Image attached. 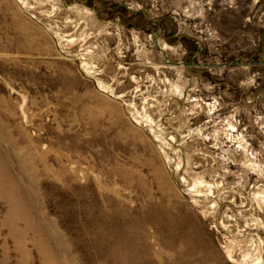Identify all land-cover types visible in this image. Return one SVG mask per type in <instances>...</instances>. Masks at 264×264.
Instances as JSON below:
<instances>
[{"label":"rangeland","instance_id":"obj_1","mask_svg":"<svg viewBox=\"0 0 264 264\" xmlns=\"http://www.w3.org/2000/svg\"><path fill=\"white\" fill-rule=\"evenodd\" d=\"M238 1L0 0V264H264V0Z\"/></svg>","mask_w":264,"mask_h":264},{"label":"bare ground","instance_id":"obj_2","mask_svg":"<svg viewBox=\"0 0 264 264\" xmlns=\"http://www.w3.org/2000/svg\"><path fill=\"white\" fill-rule=\"evenodd\" d=\"M26 166H27V165H26ZM33 171H35V170H33ZM7 179L10 180L11 177L8 176ZM13 188H14V187H9L7 191H3V192L0 191V194L3 193L2 196L7 197L8 200H10V199L13 198V197H12L13 194L20 192L19 189H18V191H17L16 189H13ZM5 189H6V188H5ZM14 208H15V209H14L13 211L16 210V204H14ZM15 214H16V212H15ZM15 214H14V215H15ZM230 258H231V257H230Z\"/></svg>","mask_w":264,"mask_h":264},{"label":"crops","instance_id":"obj_3","mask_svg":"<svg viewBox=\"0 0 264 264\" xmlns=\"http://www.w3.org/2000/svg\"><path fill=\"white\" fill-rule=\"evenodd\" d=\"M235 3H236V2H235ZM245 5H246L247 8H254V7L256 6V1H255V0H251V1H242V2L238 1V2H237L236 4H234V6L231 7V8L239 9L240 6H245ZM262 8H263V7H262ZM243 9H245V8L243 7Z\"/></svg>","mask_w":264,"mask_h":264},{"label":"water","instance_id":"obj_4","mask_svg":"<svg viewBox=\"0 0 264 264\" xmlns=\"http://www.w3.org/2000/svg\"><path fill=\"white\" fill-rule=\"evenodd\" d=\"M158 50L162 51L161 48L158 47ZM163 52V51H162ZM165 54V52H163Z\"/></svg>","mask_w":264,"mask_h":264}]
</instances>
